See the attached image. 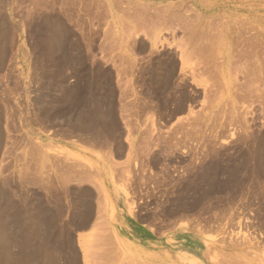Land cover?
<instances>
[{
    "label": "bare ground",
    "instance_id": "bare-ground-1",
    "mask_svg": "<svg viewBox=\"0 0 264 264\" xmlns=\"http://www.w3.org/2000/svg\"><path fill=\"white\" fill-rule=\"evenodd\" d=\"M7 2H8V7H7L8 11L6 12V14H4L2 11V9H4V8L6 9V7H4V8L2 7V9L0 7V264H90V263L93 264V262L95 263V261L89 260L90 256H92V255H88V254L86 255L85 254L82 262H80V260H79L80 256L77 258V256L75 254H72V252L70 254L68 252L69 248L68 249L64 248V245H66L67 239H68L66 236L67 234L65 233L66 235L62 236L61 240H60L59 235H58L59 238L57 237V234H59V233L61 234V232L59 231V233H58V230L55 228V225H56L55 222H56L59 214L53 212L55 210V208L53 211L50 210L52 207L49 209V207H48L49 203L47 201H50V199L51 200L53 199L54 201L59 202L63 197L66 198L67 200H69L68 197H70V195L73 193L70 191V189L68 187V185L70 186L71 182H76L77 184H75V185H79V186L81 183L83 185L85 183H86V185H88L87 183H89L90 186L94 185V186H92V188L94 189L95 184L94 183L90 184V183H92V181L91 182L85 181V183H83V182L86 178L84 175L87 173L91 174V176L87 174L86 176H88L89 179L86 178V180L87 179L93 180V182H95L94 179H95L96 173L95 174L93 173V175H92V173H89L90 168L85 167L86 165L83 166L84 163L81 164L80 161H77L76 159H70L66 154L65 155H63L62 153L59 154L58 150H60L62 147L59 148L57 146V144H54V143H52V145L47 143V141H48L47 135H45V134H47V122L52 125L51 127H54V129L52 128L53 130H50L53 132L56 129L55 127H59V128L60 127L61 128L62 127H68L69 128L68 130L64 128V129H60V131H58V132L56 131V133L59 135L60 139H63L60 136H68L69 135L71 138V136H73V135H76V134L81 135L82 134L81 138H82V140H84L83 136L85 134L93 132V135H95L98 139H99V137L102 138L103 136H105V138L108 141L111 140L112 143H113V141L118 142L115 140V139H118L115 136V134L117 133V132L115 133V131H117V129L120 127L121 124L119 125V121L116 120V117H115L117 115L115 113L116 109H114V97H113L114 95L113 96H109V95L119 93L118 91L121 88L119 89V87H117L118 91H117V93L115 92L116 89L115 90L113 89L114 84H112V78H113V76H115L114 79L117 81V78H119V75L121 73H123L122 71H124V72L126 71V73H128V71H130V76L133 79L134 70H136V67L134 68L131 66L132 70H130L129 69L130 67H128V66L133 65V64H134L133 66H136V61L137 62H138V60L141 61L140 58H142V57L140 56V54L144 53L145 50L149 49L148 55L146 56L147 61L149 60V62H150V60L151 61L155 60L156 58L154 59V57H156L158 53L160 54L159 51L160 50L163 51V48H164L163 46H159L160 44L163 43V41L161 39V34H162L163 30H167L170 28H171L170 29L171 31L174 30V27H171L173 20H175V23H178L180 26L179 28H180V31L182 33L181 38L182 37L184 39L186 38L185 40H187V41L184 40L186 45L189 43V47L186 49L183 48L184 41H183V43H181L182 45H180V43H179V45L183 48V50H181L180 52H176V54H175L177 56L178 61H179L178 63H180V68H181L180 72L183 73V76L186 74L185 68L189 69L191 67L193 69V71H195L196 70L195 66L198 64L197 67H200V69H202L201 66L203 65V62H204L205 65H207V68L209 67V69H207L205 67H203V68L207 69L208 72H207V70H204V69H202V70H204L203 72L200 70H198V72L199 71H200V73H204V72L206 73L207 72V75L209 73H211L210 76L212 78L213 77L215 78V76H217V78H216V81L218 80L217 82H215V79H213L214 81L209 80V79H211L210 76H209L208 80H209V82L211 81V83H210L211 86H213V84H216L219 82L218 84H220L222 88L220 86H218L217 84L215 86H217L216 87L217 89H218V87H220L219 89H221V91L223 92V90L225 89V87H223L225 83L227 85H229L230 87L233 84V82L231 84H228V80L226 78L230 75V70H229L230 66L236 65V67L234 66L235 67L234 69L237 72V69L239 67L240 68L242 67L241 66V63H242V65L248 71V72L246 71L247 73L245 72L246 75L243 72V74L248 77L247 78L244 76L245 79L247 78V80L245 81L244 84H247L250 86L252 84L254 85L255 81H258V86H256V87L258 88V94L259 95H257V93H253L254 92L253 90L256 87H255V85L254 86L252 85L251 87L254 89H252L249 86H247V87H249L250 89L246 87L248 91L252 89L251 90L252 92H248V91H246V88H244L245 92L243 91L244 92V96H243L240 93L242 90V89H240L241 86L240 85L237 86L239 83L236 84V80H235V85L237 86V88L239 87L237 90H239L240 96H243V98H245V99H242V97H241L240 99L244 100L243 101L244 103L245 102L249 103V100H250V104L252 103L251 107H253L257 102H259L261 100L262 102L260 101L259 102L260 104L257 103L258 104L257 107L259 106L258 108L264 109V105L262 106V104H261V103H264V93H263L264 92V27L262 28L261 26L260 27L250 26L249 23L246 24L245 23L246 21L245 22L243 21V24L239 28L233 27L232 24L228 22L223 27L219 26V28H215L213 26H209L208 29L206 30L205 27L202 28V26H200L201 25L200 23L202 21L201 18L194 17L193 15L185 17L184 15L178 14V13L170 15V14H167L164 10L160 11V8H157V7H159L158 4L157 5L156 4L148 5L145 3L146 4L145 5L143 3V0H136V2H133L132 0H104V2L98 0V2H96V4H101V2H103V4H101L102 6H101L100 11H103L102 9H104L105 12H107V14L105 13V16H107V18L109 17L108 19L110 22L109 25L105 24V25H107L106 27H110L109 28L110 30L109 29L102 30V28H101V30H102V33H101L98 30L99 27H98V29H96L97 31H95V27H94L95 25L93 24L94 21H92V23L90 24V25H92V28L91 27L88 28V29L91 28L90 30H88L87 28H86L87 29L86 30L83 27L86 30L85 31L81 27L82 23H83V22L81 23V21H82L81 17H83V16H80V10H79L80 1L79 0H59V1L58 0H8ZM88 2L90 3L91 1L88 0ZM93 2L95 3V1L92 0V2L90 4H92ZM147 6L153 7L152 8L154 11L153 14H151V15L149 14V12L147 11L148 10ZM154 7H156L155 10H154ZM99 9H100V7H99ZM100 11H98L100 14L104 13V11L103 12H100ZM100 14H97V16ZM91 17L92 16H90V18ZM103 17H104V14L102 15V18ZM96 18L98 19V17H95L93 19H96ZM192 18H193V20H191ZM93 19L91 18L90 20H93ZM97 19H96V21H97ZM164 19H166V20H164ZM102 20H104V18L101 19V22L103 23V26H105L104 21H102ZM148 20L150 22L149 25L147 23ZM98 21H97V23H98ZM126 21H128V22L132 21V22H134V24L136 23L138 28H136L135 26H132V28L130 29L131 26L128 27V25H130V24L125 25L127 23ZM195 21L198 23V26H197V24H195ZM88 23H89V21H88ZM105 23H107V22L105 21ZM234 24L236 25V23H234ZM98 25H100V24H96V27ZM247 25H248V27H246ZM100 26H102V25H100ZM160 27H162L161 30H158V28H160ZM210 27H211V29H210ZM150 28L153 29L152 35L151 34L148 35V33H147V31ZM164 28H166V29H164ZM172 28H173V30H172ZM199 28H201V29H199ZM176 29H177V27H176ZM83 31H85V32H83ZM199 31L201 33H199ZM178 33H175V35ZM178 35H180V33ZM141 36H143L144 38H141ZM25 37L27 38L26 40H25ZM97 37H98V41L96 42ZM176 37L178 38V36H176ZM145 38H147L146 40L148 42L149 47L145 46V43H146ZM27 41L29 42L30 50L27 48V45H26ZM191 43H193V46ZM95 44L97 45L96 50H95V46H96ZM110 44H111V46H109ZM112 44L114 45V49H113L114 51L113 52H116V48H118L117 51H121V52H116L118 54L120 53V55L115 53L116 57L118 55V58H119L118 61H120L121 59H122V61H123V59H124V61H125V59L130 60L131 59V58L129 59L130 56H127L128 53H131L133 55V58H132L133 64L132 63L127 64L126 66L128 68H125V70L122 67L123 70L121 71L122 61L117 62V64L119 63V65L117 66V64H115V62H114L115 60L113 59V57H115V56L112 57L111 56L112 54L109 53L112 51V50L110 51V49L113 48ZM106 45H108V47H109L108 49H106ZM103 46H105V47H103ZM110 47H112V48H110ZM108 50H109V52H106ZM104 53H105L106 58L104 56H102L103 59H102V57H101V59L98 58L99 54L103 55ZM106 53L109 54L108 56H111V58L106 56ZM113 55H114V53H113ZM138 56H140V57H138ZM163 57H165V55ZM234 57L236 60L234 59V61H233ZM157 58H160V57H157ZM195 58L198 59L197 62L199 61L196 65H194ZM146 59H144V60H146ZM101 60H103V61L101 62ZM144 60L142 59V61H144ZM162 60H161L162 63H160V60L154 61V63H155L154 69L150 70L149 69L150 64H149V68L146 67V69L141 70L143 72H141L139 70L141 73H145V74L149 75L150 79H149V81L146 80L147 82H145L144 85H146L149 88L148 91L150 90V92H152L153 94L158 95V96H156V97H158V99L155 97L157 100L161 99V98L159 99V95L164 96V94H165V96H166L167 94H169L172 97L173 94L180 91V90L178 91V89H179V87H181L180 86V83H181L180 78L181 77L177 78L176 81H174V78H176V75L178 73V67H177L178 63L173 62L174 60L173 61L172 60L171 61H169V60L165 61L164 59H162ZM147 61H145V62L148 63ZM189 61H193L194 62L193 65L188 66ZM126 63H127V61H126ZM139 63H142V62H139ZM143 63L141 65H143ZM178 66H179V64H178ZM114 67H118L120 69L115 68L117 70L116 71V70H114ZM142 68H143V66H142ZM127 69H129V70H127ZM242 70L243 69L241 68V71ZM241 71H238V72H241ZM187 73H188V71H187ZM205 73H204V75L203 74H200V75L206 76ZM96 74L98 76L101 75L102 77L109 75V78H107L108 82L107 83L104 82L105 83L104 85L109 88L105 91L109 90L110 92H108L109 95H107V94H105L104 96L97 95V96L102 97L101 98L102 101H100L97 99L99 97L96 98V94L94 92H91V90H90L89 92L92 94V96H90L91 99L88 98L89 99V102H88L87 100H85L83 98V96H84L83 90L84 89L81 88L82 83H83L82 80H84V78H88V79L90 78L91 81L94 83L91 84V82L90 83L86 82L87 83L86 86L90 85V87H92L94 89V91H96V89L98 87L100 88L102 86V83H101V86H99L100 82L98 83V81H97V80L101 81L102 77L100 79L96 80V78H95ZM145 74L143 77H145ZM124 75H121L122 77H120V78H123ZM127 75H129V73ZM244 77H243V79H244ZM120 78H119V80H120ZM131 78H130V80H132ZM142 79H144V78H142ZM130 80H129V82H130ZM139 81L140 80H138L137 84L139 83ZM212 81L215 83H212ZM88 82H89V80H88ZM121 82L124 84V81L122 79H121ZM132 82H131V84H132ZM143 82H144V80H143ZM182 82H183V80H182ZM242 82H244V81H242ZM113 83H116V82L113 81ZM118 83L119 82H117V86L121 87V85ZM244 84H241V85L244 86ZM181 85H182V83H181ZM215 86H214V88H215ZM122 87H124V86H122ZM227 88H229V87H227ZM212 89L213 88H211L210 90H212ZM217 89H215L214 94L218 91ZM131 90H133V89H131ZM86 91H87V89H86ZM121 91H120L121 92L120 95H123L124 94L123 89ZM146 91H147V88H146ZM221 91H218L219 94H221L220 93ZM246 92H247V94L253 93L254 96H256L255 97L256 103L254 105H253V101L251 102V97L253 100L254 96L251 95V97L249 98L250 94H248V96H247ZM255 92H257V91H255ZM56 93H58L61 96H58ZM90 93H89V95H90ZM132 93H134V92H132ZM206 93L208 94L209 92H205L203 94L206 95ZM260 93H263V94H260ZM134 94L137 96L138 93L136 94V92H135ZM134 94H132V96ZM214 94L212 93V94H209L208 96L206 95V97L204 96L206 98V101H211L210 95H214ZM219 94H216V96L214 95L215 96L214 99H216V97H219ZM223 94L220 95V97L218 98V101H220V103H221V100H219V99L221 98V96L223 98V96H224ZM126 95L127 94L125 93L123 96V100L125 99L127 101V99L125 98ZM147 95H145L146 98H147ZM149 95H150V93H149ZM151 95H150V97H151ZM116 97H118V96H116ZM167 97L168 96H166V98ZM213 97H212V100H214ZM85 98H86V96H85ZM152 98L153 97H151L150 99H152ZM155 98H153V100ZM207 98H208V100H207ZM258 98H259V101L257 100ZM119 99L121 100V102H120V104L117 103L118 109H120L119 105H122L121 109H123L124 108L123 104H125V103L122 102V98H119ZM119 99H118V102H119ZM246 99H249V100L247 101ZM157 100L154 102L152 100H148V101H151L153 103L157 102L158 104L161 103V101H162L161 100L158 102ZM145 101L147 102V100H145ZM186 101H187V99H186ZM216 101H213V102L215 103ZM218 101L216 104L219 103ZM224 101L227 102V99ZM213 102H211V103L209 102V103L212 104ZM121 103H123V104H121ZM148 103H150V102H148ZM157 103H156V106H158ZM162 103H164V102L162 101ZM167 103L168 102L166 101V104ZM192 103H194V101ZM204 103H207V102H204ZM86 104H89L90 107H87L88 109L86 111L83 110V112L80 114L81 119L79 121H81V124H78V121H77L78 120V114H77L78 112H77V110ZM222 104H224L223 99H222ZM250 104H248V105H250ZM133 105H135V104H133ZM190 105H191V103H190ZM190 105H189V103L186 105V102L182 101L180 98H177V97L174 98V96H173L172 99L170 100V103L165 106L166 109L170 108V110L168 109L169 113H165L164 109L161 111H160V109H158L160 112L163 111L162 115L160 114L161 115L160 118L162 120L163 116L168 117L169 118V125H170V123L172 122V118H173V120L174 119L177 120L178 116H180L181 114L187 113V111L189 112V114H191V112H193V111H194V113H196L195 112L196 110H194L193 108L191 109L192 105L191 106ZM203 105L204 104H202V106H201L200 112L206 110V108L204 109V107H208V109L213 108L212 105H211V107H210V105L209 106H206V104H205V106H203ZM207 105H208V103H207ZM215 105H214V107H215ZM260 105L262 107H260ZM102 106H104L105 110L103 109ZM126 106L127 105L125 104V107ZM135 106H137V104ZM162 106H164V105H162ZM216 106H218V105H216ZM127 107H129V106H127ZM132 107L134 108V106H132ZM116 108H117V106H116ZM159 108H161V107H159ZM202 108H203V110H202ZM118 109H117V111H118ZM213 109H210L209 111H212ZM263 109H260V110H263ZM220 110H222V109H220ZM238 110H240V108H238ZM222 111L224 113V109ZM233 111L234 110H232L230 112V114H232ZM235 111H237V110H235ZM80 112H81V110H80ZM200 112L198 110V113H196V114H199V115H196L195 118L197 116L199 117L200 115L204 114V112L203 113L201 112L202 114ZM205 112L212 115L213 111L211 113L207 112V111H205ZM206 113H205V115H206ZM213 113H215V112H213ZM217 113L221 114L222 112L220 113V111H219ZM223 113L221 115H223ZM228 113L229 112H227V114ZM219 114H218V116H220ZM234 114H235L236 118L234 120L232 118L233 121L230 119L231 122L228 119L226 121L227 125L229 126V128L233 127V125H234L235 128L237 127L236 129L243 130L244 131V140L243 141L246 144V147H249L247 150H243V151H242V148H240L239 152L241 153V155L244 156V153H245L251 159H255L257 161V163H258L257 165L259 166V168L254 170V172H255L254 175L259 180L260 179L264 180V133L262 132V129L264 128V125H263L264 123L258 124L257 122L255 123V119L254 120L249 119V117H248V115L250 114L249 110L246 111V110L242 109L241 112L237 111V112H234L233 115ZM191 115H189V119L187 117L186 118L188 120H190ZM120 116L123 117L122 114ZM125 116L126 115H124L123 118H121V117L120 118L125 120L126 119ZM193 116L194 115H192V117ZM192 117H191V120L195 119V118L192 119ZM225 118L222 119L223 121L221 120V118H219V120H218V118H216V121H214V124L211 123L210 121H208V123L207 122L203 123V121H200V122H202L201 124H200V122H195L196 120L199 121L200 118H198L199 120L196 118L195 121L194 120L193 121H191V120L187 121L186 120V123L183 121L185 123V124L184 123L182 124L183 126L182 125L180 126V123H179L178 126L176 127L177 129H175V130H174L175 125L173 126L174 128L169 127V125H167V127L171 128L170 130L168 128L169 131H167L166 128H162L161 124L160 125L157 124V127L159 125L158 128H155L156 125H154V126L148 127V128H150V129H148L145 127L146 125L145 126L143 125L144 129L143 128L140 129V127H138V128L133 127L131 125L129 119H126L125 121L121 120V121H123L122 125L125 126L124 129H126V131H127V136L125 139L126 145L124 143V147H126V150H127L128 154H130V155H132V154L135 155V153H136V155L140 154V155L144 156V155H146L145 152L151 151L152 148L157 147L155 149L159 150V148H161V145H163V144H165L166 147H170L169 150L170 149L172 150L171 146H173L172 144H174L173 143L174 141L175 142L176 141L177 142L182 141V138H179L178 134L179 135L181 134L180 137L183 135V138L186 137V139L188 137H190L191 135H195V137L200 136V137L196 138L197 142H202V145H206L207 147H209L211 149L210 150L211 153L217 154L218 140H220L221 135L223 133L227 132V130H228V126L226 125V122L224 121ZM201 119H203V117ZM163 122L167 123V121L165 122L164 120H163ZM164 127H166V126H164ZM100 128H102V129H100ZM99 129L101 131H99ZM165 129H166V131H165ZM66 130L68 133H66ZM89 135H91V134H89ZM74 137L76 138V136H74ZM96 137H94V138L96 139ZM59 138H57V139H59ZM78 138H80V137H78ZM86 138H87V135H86ZM66 139L68 140V138H66ZM87 139H85V140H87ZM98 141H101V140H98ZM108 141H106V142H108ZM111 141H109V142H111ZM90 142H91V144H93V140H90ZM253 142H255V143H253ZM96 143L97 142H95V144ZM54 145L57 147H54ZM165 145H163V146L165 147ZM117 146H119L118 149H121L123 147V143H119ZM210 146H212V147H210ZM55 148L56 149L59 148L57 150L58 153H57V151H55ZM107 149H109V148H107ZM162 150H164V149H162ZM103 151H104V149H103ZM18 152H19V154H18ZM50 152H55V155H57V157H58V155L61 157L63 156V159L62 158L58 159L56 157L57 158V160H56L55 155H54V157H53V155L51 156L52 153H50ZM119 153H121V151ZM148 153L151 154L150 152H148ZM153 153H154V150H153ZM155 153H156V151H155ZM74 155L77 157V153ZM79 156H81V155H79ZM127 156H129V155H127ZM9 157L10 158L14 157L15 159H13V160L16 163L9 165V161H8ZM50 157H51V159H50ZM112 158L113 157H111L110 159L113 160ZM121 158H122V156H121ZM145 159H146V157H145ZM251 159L247 158L248 161H251ZM48 160H50V161L55 160L56 161V163L53 162L54 164L52 163L53 166H51V171H53V173H54V178L52 176H51L52 178L49 177V179H48L49 182L47 180V177L49 176V174L47 176V173H46ZM111 160H110V162H111ZM113 163H118V161L116 160V162H115V160H114ZM12 167L16 168V170H17V172L15 173V176L12 178L13 180H11L10 178H7L5 176V171L7 169L8 170L13 169ZM84 167L86 168V171H85ZM83 169L86 173L83 171ZM87 169H89L88 172H87ZM94 171L96 172L98 170H94ZM83 173H84V175H83ZM97 174H98L97 175L98 177H96V179L98 178L99 180H97V181H100L99 171L97 172ZM207 176H208V174H207ZM83 177H85V178H83ZM91 177H93V178L91 179ZM230 177H229L228 181H230V183H231V180L233 181L236 178V175L233 173V170L230 172ZM209 178H210V175H209ZM209 180L212 181V177ZM54 182H56V183H54ZM69 182H70V184H69ZM78 183H80V184H78ZM209 183H210V181H209ZM227 183H228L227 185H229V182H227ZM16 184H17V187L15 189H13V185H16ZM224 184L226 186L225 182L221 185L224 186ZM34 185H41L44 189L45 188L46 189L44 190V192H40L38 190L35 191V192H37L35 194V197L29 196V195H25L23 197L21 195V192L25 187L34 186ZM55 185L62 189L59 191L58 194H56V192H58V190H56L57 187ZM231 186H233V185L231 184ZM219 187H220V185H219ZM92 188H88V189L92 190ZM224 188L226 189V187H224ZM224 188H223V190H224ZM47 189H48V191L50 190L51 193H49L50 191L48 192ZM102 189H103V191L105 193V197H106L105 202H107V205L109 206V208L110 207L112 208L111 201H110L109 196L107 195V192L104 190L103 187H102ZM212 189H213V186H211V190ZM228 189H233V188L228 187L226 190H228ZM71 190H73V189H71ZM95 190L97 192L99 190V186L95 187ZM100 190L96 194H94V193L93 194L94 195L98 194V197H99V193H100V195H102V197H103L104 193L101 194L102 190L101 191ZM217 190H219V189H217ZM73 191L75 192L73 194L76 195V197L78 198L77 200H79V197L82 194L79 196V190L77 191V188H76V190H73ZM87 191H85V192H87ZM47 192L49 193L48 196H47ZM80 192L83 193V191H80ZM89 192H91V191H89ZM229 192H230V190H229ZM180 193H181V191H180ZM85 195H87V194H85ZM208 196H209V193H208ZM48 197H49V200L47 199ZM81 198H83V197H81ZM89 198L91 199L90 196H89ZM95 198H97V196H95ZM99 198H97V199H99L98 201L104 200L103 198H101V196ZM72 199H74L73 195H72ZM204 199H205V197H204ZM77 200H75V201L73 200L74 203L77 202ZM176 200H178V199H176ZM60 202H63V201H60ZM69 202H70V200H69ZM95 202H97V201H95ZM183 202L182 201H181V203L177 202L178 204L176 205V207L177 206L178 207L176 208L177 210H174L175 212L178 213L181 210H183V208L185 209L186 206L185 207H183V206L186 202H184V204H182ZM74 203H72V205ZM97 203L102 204L103 201L102 202L100 201ZM101 204H96L97 209H101V207L98 206ZM200 204H202V203H200ZM200 204H198L197 208L199 207ZM57 205H59V204H57ZM79 205L80 204H78V206ZM84 205L89 206V205H86L85 203H84ZM94 206H95V204H94ZM70 207H71V205H70ZM82 207H83V205H82ZM188 207H189V205H188ZM191 207H189L190 210H191ZM193 208H195V206ZM60 209H59V211H60ZM90 209H91V207H90ZM81 210H82V208H81ZM101 210H103V208ZM190 210H188V211H190ZM85 211H87V210L85 209ZM99 211L97 210V213ZM165 211H167V209H165ZM61 212L62 211H60V213ZM170 212H172V209ZM173 212L171 214H173ZM99 213H102V212L100 211ZM177 213H176V215H177ZM160 214H161V212H160ZM83 215H84V213H83ZM83 215H82V217H83ZM86 215H88V214H86ZM95 215L96 214H94L93 217ZM103 215H104V212L101 215L98 214L97 217L94 218V219L98 218L97 220H99V222H101L100 218L101 217L103 218L102 223H99V222L97 223V221H96L97 224H94V226L95 225L97 226L98 224H100L98 227L100 230H103V228H104L103 226H105V225L101 226V224H103L104 222L108 224V222H109V221L106 222L105 217ZM153 215H157V214H152V216ZM157 216H160V215L158 214ZM154 217L156 218V216H154ZM144 218H142V219H144ZM60 219H58V220H60ZM71 219L69 221H71ZM140 219L138 218L139 221H142ZM145 220H147V219H145ZM86 222H87L86 220L81 219L80 226L78 225L79 223L77 225L79 227H81V225H84V227H82V228H85ZM168 223H170V221H168ZM175 224H177V225L176 226L173 225V226L176 228L170 226L172 228L171 230H173V231H171L170 229H166V228L163 229L164 231L167 230L166 233H164L162 231L165 235L162 232H158V233H161L162 236H164L163 242L169 243L170 240L175 238V234H177L176 238H179V236H180V240L187 238L188 235H191L189 232L187 233V231L185 229L182 230L183 228L180 230L178 229L177 233H172V232H176L178 227H181V226L185 227L186 226L180 222L178 224V221ZM110 225H111V223H110ZM59 226H61V225L59 224ZM91 226L93 227V224ZM64 228L67 229L66 227H64ZM98 228H97L96 232L99 231ZM113 228H114V226H113ZM59 229H61V228L59 227ZM65 229L63 231H65ZM107 229H109V228H107ZM151 229H153V228H151ZM200 232H198V233H200ZM100 233L101 232H99V234ZM101 234L104 235V233H101ZM106 235L103 236V237H106V239L105 238L100 239V237H98V239H96V236L94 238L91 237L92 239L90 238L91 241L93 239H95L93 241L94 244L96 242L98 245L101 244L99 246L98 245L96 246V244H95L96 247L101 246L99 249H101L102 245H103V250L102 251L99 250L100 252H98V254L96 253L97 255H94V257L99 256V258L101 257L100 258L101 260L103 258V260H105L104 261L105 264H107V262H110L109 264H117V262L119 260H121V259L116 260L114 258V257L118 258L121 255V252L118 250V248H120V249L124 250V252L128 253L129 247H127V245H125L124 243L121 242L122 238L117 239V237L113 234L111 227H110V234L107 232ZM81 240H82V237H81ZM117 240H120V241H117ZM188 241H190L189 243H191V245L194 244L196 247L201 246V244H203V241L201 239H199V237H194V238L190 237V239L188 238ZM199 243H201V244H199ZM95 246H94V248H95ZM154 246L161 247L160 243H158V242H155ZM72 247L74 248L73 242H72ZM90 247H91V244H90ZM93 252L94 251H92L91 254H93ZM99 253H100V255H99ZM76 254L78 255L77 251H76ZM111 257H113L114 260ZM124 258H127V257H124ZM229 258H230V262L228 263L225 260L224 261L225 264H257L256 260L254 262L250 261V260L244 261V259H241V258L235 257V256H230ZM61 260H62V262H61ZM97 260H98V258H97ZM99 261L100 260H98V262ZM100 262H99V264H100ZM121 262H122V260H121ZM96 264H97V262H96Z\"/></svg>",
    "mask_w": 264,
    "mask_h": 264
},
{
    "label": "rangeland",
    "instance_id": "rangeland-1",
    "mask_svg": "<svg viewBox=\"0 0 264 264\" xmlns=\"http://www.w3.org/2000/svg\"><path fill=\"white\" fill-rule=\"evenodd\" d=\"M7 1L8 0H6V1L0 0L1 9H2V7L3 8L6 7V9L5 8L2 9L4 14H6V12L8 11V8H7L8 2ZM79 1H80V6H79L80 16H83V17H81V20H82L81 23L83 22L82 26H81L82 28L83 27L85 29L86 28L88 29L89 27L92 28V25H90L92 23V21H94L93 24L95 25L94 26L95 31H97L96 29H98V27H99L98 30L101 33H102V30L110 28V27H106L107 25L110 24L109 19H108L109 17L107 18V16H105V13L107 14V12H105L104 9H102L104 11V13L100 14L98 12L101 10V6H102L101 4H103L104 0H100V1H103V2H101V4H96V2H98V0H94L95 3L93 2L92 4H90L92 2V0H89V1H91L90 3L88 2V0H79ZM132 1L136 2V0L135 1L132 0ZM143 3L144 4L146 3L148 5H150V4H152V5L156 4L157 5L158 4L159 7H157V8H160V11L164 10L167 14H170V15L178 13V14L184 15L185 17L192 16V15L194 17H199L202 20L200 23L201 24L200 26H202V28L205 27L206 30L208 29L209 26H213L215 28H219V26L223 27L228 22L231 23L233 27L239 28L243 24V21L244 22L246 21L245 22L246 24L249 23L250 26H258V27L261 26L262 28L264 27V0H143ZM98 6L100 7V9ZM147 7H148L147 11L149 12V14L150 15L153 14L154 13V11L152 9L153 7H150V6H147ZM155 9H156V7H154V10ZM103 11H100V12H103ZM97 14H100V15L97 16ZM103 14H104V17H103L104 20H102V21H104V25L107 24L105 26H103V23L101 22V19H103L102 18ZM90 16H92L91 17L92 19L95 17H98V19L96 18L97 21L99 20L98 23H97L96 19L90 20L91 19ZM164 20H166V19H164ZM191 20H193V18ZM88 21H89V23H88ZM105 21L107 23H105ZM126 22H125L126 23L125 25L130 24V25H128V27L131 26L130 29L132 28V26H135L136 28H138L136 23L134 24V22H132V21H129V22L126 21ZM172 22L173 23L171 24L172 25L171 27H174V30H173V28H172L173 31L170 30L171 28L167 29V30H163V32L161 34V39H162L163 43L160 44L159 46H163L164 48H163V51L162 50L159 51L160 54L158 53L157 56L154 57V59L156 58L155 60H160V63H162L161 62L162 59H164L165 61H167V60L173 61L174 60L173 62L178 63L179 61L177 59V56L175 55L176 52H180L181 50H183V48L186 49L189 47V43L187 45L185 43V41H187V40H185L186 38L185 39L183 37L181 38L182 33L180 31L179 24L175 23V20H173ZM147 23L149 25V23H150L149 20ZM234 23H236V25ZM96 24H100L102 26L98 25L96 27ZM195 24H197V26H198V23L196 21H195ZM162 27L158 28V30H161ZM176 27H177V29H176ZM246 27H248V25ZM101 28H102V30H101ZM166 28H164V29H166ZM90 29H88V30H90ZM199 29H201V28H199ZM210 29H211V27H210ZM85 31H83V32H85ZM178 32L180 33V35H178L179 34ZM147 33H148V35H150V34L152 35L153 29L150 28L147 31ZM175 33H178V34L175 35ZM199 33H201V32L199 31ZM176 36H178V38ZM141 38H144V37L141 36ZM26 39L27 38L25 37V40ZM146 39L147 38H145V42H146L145 46L149 47ZM97 41H98V37H97L96 42ZM183 41H184V43H183ZM179 43H180V45H182L181 43L184 44L183 48L179 45ZM191 44L193 46V43H191ZM26 45H27V48L30 50V46H29L28 41H27ZM109 46H111V44ZM112 46H113V48L110 47V48H112V49H110V51L111 50L112 51L109 52V50H108L106 52L111 53L112 55L111 54L110 55L112 57L113 56L116 57V54H118L116 52H121V51H117L118 48H116V52H113L114 51L113 50L114 45L112 44ZM103 47H105V46H103ZM108 48H109L108 45H106V49H108ZM96 49H97V45L95 46V50ZM148 51H149V49L145 50L144 53L140 54V56L142 58H140L141 61L140 60H138V62L136 61V66H133L134 65L132 63L133 62V59H132L133 55L131 53H128V55H127V56H130L129 57V59L131 58L130 60L125 59V61H124V59H123V61H122V59H121L120 61H118V59H119L118 55H120V53L117 55V57H116L117 59L115 57H113V59L115 60V61L113 60L115 62V64H117V62L122 61V64L120 63L122 65V66L120 65L121 71L123 70V68L125 70V68L130 67L129 69L132 70V67H134V68L136 67V70H134L133 79L130 76V71H128L129 75H127L128 73H126V71L125 72L122 71L124 74L125 73L126 74L124 75L123 73H121L119 75V78L122 77L121 75H124V76H123V78H120V80H119V78H117V81L114 79L115 76H113L112 84L115 85V86L113 85V89L114 90L116 89L115 92L117 93V91H118L117 87H119V89L121 88L118 91L119 93H117V94L109 95L108 92H110V91L109 90L105 91V90L109 89L108 87H106L104 85L105 83L108 82L107 78H109V75L105 76V77L104 76L102 77L101 75L98 76L97 74L95 75L96 80L100 79L102 77L101 81L97 80L98 83L100 82L99 86H101V83H102V86L100 88L98 87L96 89V91H94V89L92 87H90V85L86 86L87 83H90V82H91V84L94 83L91 81L90 78L89 79L84 78V80H82L83 83H82L81 88L84 89L83 90L84 91L83 98L85 100H87L88 102H89V99H91L90 96H92V94L89 92L90 90H91V92H94L96 94V98L97 97L100 98V99L97 98L100 101H102L101 96H104L105 94H107L109 96L114 95L113 96L114 97V109H116L115 113L117 115L115 117H116V120L119 121V125L121 124L120 127L117 129V131H115V133L116 132L118 133V134L117 133L115 134V136L118 138L115 140L118 142L113 141V143H112L111 140H109V141H111V142H109L105 138V136H103L104 138L99 137V139H98L95 135H93V132L85 134L83 136L84 140H82V138H81L82 134L81 135L80 134L73 135V136H71V138L69 135L68 136H60L61 138H63V139H60L59 135L56 133V131L58 132V131H60V129H64V128L68 130L69 128L68 127H62V128L61 127L60 128L55 127L56 129L53 132L50 130H53L54 127H51L52 125L47 122V134H45V135H47V140H48L47 143H49L50 145H52V143H54V144H57V146L59 148L62 147L60 150H58L59 148L58 149L55 148V151L58 150L59 154L60 153H62L63 155L66 154L70 159H76L77 161H80L81 164L84 163L83 166L86 165L85 167H89L90 168L89 173H92V175H93V173L94 174L96 173L95 179H94L95 182H93V180H88L89 178H88V176H86L88 173L85 175L83 173V175L86 178H88L86 180V178L83 177V178H85L83 183H85V181H89V182L92 181V183H90V184L94 183L95 187L99 186V190L100 189L102 190V191L100 190L101 194L104 193V191L102 189V187H103L104 190L107 192V195L109 196L110 201H111V205H112V208L111 207L109 208V206L107 205V202H105V198H106L105 193L103 194V197L99 193V197L101 196V198H103L104 200H100L101 202L103 201L102 204L97 203V202H100V201H98L100 198L98 197V194L97 195H94V194H96L99 190L96 192L95 187H94V189L92 188V186H94V185L90 186L89 183H87L88 185H86V183L84 185L81 183L82 184L81 185L80 183H78V184H80V186H79V185H75V184H77L76 182L70 181L71 184L69 182L70 186L68 185L70 191L75 193L73 190H76V188H77V191L79 190V196L82 194L80 197L78 196L79 200L81 199L82 201L77 200L78 198L73 193L70 195L71 198L68 197L70 202H69V200H67L63 196H62L63 198L60 200L63 202L59 201L60 203L57 201H54L53 199L52 200L50 199L51 202L47 201L49 203L48 204L49 209L52 207L50 210L53 211L55 208V210L53 212L59 214V216L55 222V224H56L55 228L58 230V233L60 231L61 234L62 233L63 234L61 235L59 233V234H57V237L59 235L60 240H61V237L67 234L66 236L68 239H67L66 245H64V248H67V249L69 248L68 252L70 254L72 252V254H75L77 256V258L80 256L79 257L80 262H82L85 254L86 255L87 254L92 255V256H90L91 259L89 258V260L95 261V263L93 262V264H96V262H97V264H99L100 261H101L100 264H105L104 263L105 260H103V258L101 260L100 259L101 257L99 258V256L94 257V255H97L98 252L103 250V245H102V248L99 249L101 246L96 247L98 245L97 242L95 243L96 244V246H95V244L93 243V241L95 239H93L91 241L90 238L91 237L94 238L96 236V239H98V237H100V239L101 238L106 239V237H103V236L106 235L107 232L110 234V227L113 231V234L117 237V239L122 238L123 240L121 239V242L124 243L125 245H127V247H129L128 253H126V252H124V250L118 248V250L121 252L120 257H118V258H116L114 256L113 257L116 260L121 259L122 262H121V260H119L117 262V264H125V263L128 264L129 262H130L129 264H225L224 263L225 260L228 263L230 262V258H229L230 256L239 257L241 259H244V261L250 260V261L254 262L256 260L257 264H264V180H261V179L259 180L254 175V173H255L254 170L259 168V166L257 165L258 164L257 161L255 159H251L247 154L244 153V156H243L239 152L240 148H242V151L247 150L249 148V147H246V144L243 141L244 140V131L241 129H236L237 127L235 128L234 125H233V127L229 128V126L227 125V122H226L228 119L230 122H231L232 118L234 120L236 117H235V114L233 115V113L237 112V111L241 112L243 109L246 111L249 110V113H250L248 115L249 119H253V120L255 119V123L257 122L258 124L264 123V109L258 108L259 106L257 107V105L260 104L259 102L261 100L259 101V98H258L257 100L259 102H257L258 103L257 104L255 101L256 96H254V94H253V93H257V95H259L258 94V88L256 87V86H258V81L254 82L255 83L254 85L256 87L255 89L251 87L253 84L250 86L247 84H244L248 78L247 76H245L246 73L248 72L246 70V68L241 63V66H242L241 68L243 70L241 71V68L238 66L239 68L237 69V72H236L234 69L236 67V65H234L235 67L231 65L230 69H229L230 75L226 78L228 80V84H231L232 82H233V84L230 87L229 85H227L225 83L223 86V87H225V89L224 90L222 89L223 90V92H222L221 89H219L221 87V85L218 84L219 82L216 83L218 86H220V87H218V89L216 88L217 86H215L216 84H213V86H211V84H210L211 81L209 82V80L215 79V82H217L218 81V80L216 81L217 76H215V78L214 77L212 78L210 76L211 73H209L207 75V72H208L207 69H209V67L207 68V65H205L204 62H203V65L201 66V68L202 69H204L203 67L207 68V69H204V70H207L206 73L204 72L206 74V76H203L204 73H200V71L203 72L204 70L200 69V67H197V65H198L197 63L199 61L197 62L198 59H196V58L194 60L195 63L193 61H189V64H188V66L193 65V63H194V65L197 64L195 66L196 70L193 71V69L191 67L189 69L185 68V73H186L185 75L186 76L185 75L183 76V73L180 72L181 71L180 63H178L179 64V66L177 64L178 73L176 75V78H174V81H176L177 78L181 77L180 79H181L182 85L180 83L181 87H179V89H178V91L179 90L180 91L173 94L174 98L175 97L180 98L182 101L186 102V105L188 103L190 105V103H191V105H192V106L190 105L191 109L193 108L194 110H196L195 111L196 113H198V110L200 112L202 104H204L203 106H205V104H206V106L210 105V107L212 105V107L215 110L213 108L208 109V107H204V109L206 108L205 111H207V112L211 113L213 111L215 113L212 112V115H210L209 113H206L205 111H201L202 113L204 112V114H202L200 112L202 115H200L199 117L198 116L196 117L197 119L200 118V120L198 119L199 121H197L195 116L199 115V114L194 113V111L192 110L193 112H191V114L194 115L192 117V115L189 114V112L187 111V113L184 112L185 114H181L180 116H178L177 120L176 119L173 120V118H172V122L169 125V118L168 117L163 116V118L161 120L160 116L162 115L163 111L162 112H160V111L164 109L165 113H169L168 109L170 110V108L166 109L165 106L170 103V100L172 99L173 96L171 97L169 94H167L166 96H168V97L166 98L165 94H164V96L159 95V99L160 98L161 99L157 100L158 97H156V96H158V95L153 94L152 92H150V90L148 91L149 88L146 85H144L145 82L149 81L150 77L148 74L141 73V72H143L141 70L146 69V67L149 68V64H150L149 69L150 70L154 69V64H155L154 63L155 60H152L153 62L151 60H150V62H149V60L147 61L146 56L148 55ZM113 53H114V55H113ZM108 55L109 54L106 53V56H108ZM164 55H165V57L166 56L167 57L166 58L163 57ZM102 56L105 57V53L103 55L99 54L98 58L101 59ZM111 56H108V57L111 58ZM140 56H138V57H140ZM157 57H160V58H157ZM102 59H103V57H102ZM142 59L143 60L146 59V60L142 61ZM234 59H235V57L233 58V61H234ZM102 61L103 60H101V62ZM126 61H127V63H126ZM145 61H147L148 63H146ZM139 62H142V63L144 62L145 64L143 63V65H141L142 63H139ZM131 63L133 65H129L128 67L126 66L127 64H131ZM118 65H119V63L117 64V66ZM142 66H143V68H142ZM115 68H118V67H114V70H116ZM118 69H120V68H118ZM129 69H127V70H129ZM198 70H200V71L198 72ZM187 71H188V73H187ZM238 71H241V72H238ZM243 72L245 75L243 74ZM144 74H145V77H143ZM200 74H203V75H200ZM209 76L211 77V79L208 80ZM244 76L247 78L245 79ZM129 77L132 80H130ZM243 77H244V79H243ZM142 78H144V79H142ZM121 79L124 81V84L121 82ZM88 80H89V82H88ZM129 80H130V82H129ZM138 80H140V81L137 84ZM143 80H144V82H143ZM182 80H183V82H182ZM235 80H236V84L239 83L237 86H239V85L241 86L240 89H242V90L240 93L243 96H244V92H245L244 88H246L247 86L254 89L253 93H248V94H250L249 98L251 97V95L254 96L253 100L251 97V102L253 101V105L256 103L253 107H251L252 103L250 104L249 99H246L247 101L249 100V103L243 102L244 100H242V99H245V98H243V96H240L239 90H237L239 87L237 88V86L235 85ZM113 81L116 83H113ZM213 81H212V83H215ZM242 81H244V82H242ZM117 82H119L118 84H120L121 87L117 86ZM131 82H132V84H131ZM240 83L244 84V86H242ZM122 86H124V87H122ZM214 86H215V88H214ZM227 87H229V88H227ZM249 87H247V88H249ZM146 88H147V91H146ZM211 88H213L214 90L213 89L210 90ZM247 88H246V91H248ZM86 89L88 92L86 91ZM122 89L124 91L123 93L127 94L125 98L127 99L128 102L125 99H124L125 101L123 100V96H124L123 93H122L123 95H120V93L122 92L121 91ZM131 89H133V90H131ZM215 89H217L218 91H221L220 92L221 94H219V92L217 90H216L217 92L214 94ZM251 90H249L248 92H252ZM255 91H257V92H255ZM132 92H134V93L136 92V94L138 93L137 94L138 97ZM148 92L150 93V95L152 94L151 97H153V98L156 97L157 99L156 98L155 99L158 102L162 100L164 103H162V101L159 104L156 102L158 105V106H156V103H153L156 100L155 99L153 100V98L150 99L151 97H150ZM202 92L203 93L209 92L208 94L206 93L207 96L209 94H212V93L215 96H216V94H219V97H220V95H222L224 93L223 95L225 97L223 96V98H222V96H221L224 104H222L221 98L219 99V100H221V103H220V101H218L219 97H216V99H214L215 98L214 95H210L211 98L210 97L209 98L211 99V101H206V98H205L206 95L203 94ZM58 93H56V94L58 96H61ZM89 93H90V95H89ZM263 93H260V94H263ZM132 94H134L133 96L135 98L132 96ZM246 94H247V92H246ZM248 94H247V96H248ZM97 95H101V96H97ZM145 95H147L148 99L146 98ZM85 96H86V98H85ZM116 96H118V97H116ZM212 97L214 100H212ZM241 97H242V99H240ZM119 98H122V102L125 103L129 107L126 106L127 107L126 108L125 104L121 103L124 105L123 106L124 108L122 107L123 109H121L122 105H119L120 109H118L117 103L120 104V102H121V100ZM118 99H119V102H118ZM144 99L147 100V102ZM186 99H187V101H186ZM226 99H227V102L224 101ZM148 100H152L153 102L148 101ZM165 100L168 102L167 104H166ZM207 100H208V98H207ZM216 100L219 102L218 104H216L217 103ZM191 101L192 102L194 101V103H192ZM213 101H216V102L214 103ZM148 102H150V103H148ZM204 102H207L208 105H207V103H204ZM209 102L210 103L213 102L214 104L213 103L210 104ZM133 104H135V105L137 104V106H135ZM215 104L218 106H216ZM248 104H250V105H248ZM261 104H262V106L264 105V103H261ZM115 105L117 106V108ZM162 105H164V106H162ZM214 105H215V107H214ZM132 106H134V108ZM262 106L260 105V107H262ZM87 107H90V105L86 104V105L80 107L78 109L79 111L77 110L78 113L77 112L76 113L78 114V120H77L78 124H81V121H79L81 119L80 114L83 112V110L86 111L88 109ZM102 107L105 110L104 106H102ZM159 107H161V108H159ZM237 107L240 108V110H238ZM117 109H118V111L120 110L121 112L120 111L118 112ZM158 109H160V111ZM210 109H213V110L209 111ZM220 109H222V110L224 109V113ZM260 109H263V110H260ZM80 110H81V112H80ZM202 110H203V108H202ZM232 110H234V111L232 112V114H230V112ZM235 110H237V111H235ZM219 111H220V113L222 112L223 115H221L222 113L221 114L217 113ZM226 111L229 113L227 114ZM120 113L122 114L123 117H124V115H126L125 116L126 119H129V121L133 127H135V128L140 127V129L141 128L144 129L145 125H146L145 126L146 128L154 126V125H156L155 128H158L159 125L161 124L162 128H166L167 131H169L171 129L169 127H173L175 125L174 126L175 128L173 127L175 130V129H177L176 127L178 126L179 123L181 126L184 122L186 123V120L190 121L191 117H192V119L195 118V119H193L194 121L196 120L195 122L203 121V123L204 122L208 123V121H210L213 124H214V121H216V118H218V120H219V118H221V120H222L226 117L224 121L226 122V125L228 126V130H227V132L223 133L221 135L220 140H218L217 154L211 153L210 152L211 149L209 147H207L206 145H202V142H197L196 138H198L200 136L195 137V135H191L190 137H188L186 139V137L183 138V135L180 137L181 134L180 135L178 134V137L182 138V141L181 142L179 140H178L179 142L174 141L173 142L174 144H172L173 146L170 145L172 147V150L171 149L169 150L170 147H166V145L163 144V145H165V147L163 145H161V148H159V150L155 149V148H157V147H155V148H152L151 151H148L151 154H149L148 152H145V154L147 156L146 155L143 156L140 154L136 155V153H135V155L134 154L130 155V154H128V152L126 150V147H124V143L126 142L125 139L127 136V131H126V129H124L125 126L122 124H123V121H125L126 119L125 120L121 119L123 117L120 116L121 115ZM205 113H206V115H205ZM188 114L191 115L190 120H188L189 119ZM218 114L220 116H218ZM202 117H203V119H201ZM121 120H123V121H121ZM163 120L165 122L167 121V123H164ZM193 120H191V121H193ZM201 123L202 122H200V124ZM157 124H159L158 127H157ZM141 125L142 126L144 125V126L142 127ZM163 125L166 127H164ZM167 125H169V127H167ZM168 128H169V130H168ZM100 129H102V128H100ZM100 129H99V131H101ZM148 129H150V128H148ZM166 129H165V131H166ZM263 129H262V132L264 133ZM67 130H66V133H68ZM48 134L49 135L53 134V135L52 136L50 135L51 136L50 137ZM89 134H91L92 136ZM86 135H87L88 139L86 138ZM74 136H76V138ZM77 136L80 138H78ZM90 137L91 138L96 137V139L95 138L91 139ZM57 138H59V139H57ZM66 138H68V140ZM85 139H87L89 142H90V140H93V144H91V142L89 143ZM97 139L101 140V141H98ZM94 141L97 143L95 144ZM106 141H108V142H106ZM117 143L118 144L123 143V147L121 148L122 150L118 149L119 146H117L118 145ZM253 143H255V142H253ZM125 145H126V143H125ZM57 146L54 145V147H57ZM106 147L109 149H107ZM210 147H212V146H210ZM103 149H104V151H103ZM162 149H164V150H162ZM153 150H154V153H153ZM58 151H57V153H58ZM118 151L119 152L121 151V153H119ZM155 151H156V153H155ZM50 153H52L51 156L53 155V157H54L55 152H50ZM76 153H77V157L74 155ZM18 154H19V152H18ZM79 155H81V156H79ZM127 155H129V156H127ZM121 156H122V158H121ZM56 157H57V155H55V158ZM111 157H113L112 158L113 160L110 159ZM145 157H146V159H145ZM57 158L63 159V156L61 157L58 155ZM57 158H56V160H57ZM247 158L251 159V161H248ZM13 159H15V158L14 157L8 158L9 165L16 163ZM50 159H51V157H50ZM110 160H111V162H110ZM114 160H115V162L117 160L118 163H113ZM53 162L56 163L55 160H51V161L48 160L47 161V172H46L47 176L49 174V176L47 177V180L51 176L54 178V173H53V171H51V166H53V164H54ZM12 168L13 169H9V170L7 169L5 171V176L7 178H10L11 180H13L12 178L15 176V173L17 172L16 168H14V167H12ZM93 169L99 171L100 181H97V180H99L98 178L96 179V177H98L97 176L98 171L95 172ZM88 170L89 169H87V172H88ZM232 170H233V173L236 175V178L233 181L231 180V183H230V181H228V180L230 177V172ZM83 171H84V169H83ZM85 171H86V168H85ZM207 174H208V176H207ZM88 175L91 176V174H88ZM209 175H210V178H209ZM93 177H91V179ZM211 177H212V181L209 180V179H211ZM208 180L210 181V183ZM48 182H49V180H48ZM222 182L223 183L225 182L226 186H225V184H224V186L221 185V184H223ZM227 182H229L230 186L227 185L228 184ZM54 183H56V182H54ZM231 184L233 186H231ZM219 185H220V187H219ZM211 186H213L212 190H211ZM16 187H17V184L13 185V189H15ZM56 187H57L56 190H58V192H56V194H58L59 191L62 189L59 188L58 186H56ZM224 187H226V189L228 187H231L233 189L226 190ZM42 188L43 187L41 185L28 186L22 190L21 195L23 197L25 195L35 197V194L37 193L35 191L38 190L40 192H44V190L46 189V188L45 189L44 188L42 189ZM88 188H92V190H90ZM223 188H224V190H223ZM71 189H73V190H71ZM217 189H219V190H217ZM179 190L181 191V193ZM229 190H230V192H229ZM47 191H48V189H47ZM80 191H83V193ZM85 191H87L89 194ZM89 191H91V192H89ZM48 192H47V196L49 195V193H51V191L49 193ZM208 193H209V196H208ZM85 194H87V195H85ZM72 195H73L74 199H72ZM89 196L91 197V199L89 198ZM95 196H97V198H99V199L95 198ZM81 197H83V198H81ZM84 197L85 198L87 197L88 199L87 198L85 199ZM204 197H205V199H204ZM47 199L49 200V197ZM176 199H178L179 201ZM73 200L74 201L77 200V202L74 203ZM180 200L182 202L183 201L186 202L185 204H184V202L182 203V204H184L183 207H185V206L186 207H185V209L183 208V210H181L180 212L177 213L174 210H177L176 208L178 206L176 207V205L179 202L181 203ZM95 201H97V202H95ZM92 202L95 204V206ZM72 203H74V204L72 205ZM84 203L86 205H89V206H85ZM200 203H202V204H200ZM57 204H59V205H57ZM69 204L71 205L72 208L70 207ZM78 204H80L81 206L80 205L78 206ZM96 204H101L98 206H100L101 209L103 208V210L97 209ZM187 204L189 205V207H191L194 204L191 207V210ZM198 204H200L201 206L199 205V207L197 208ZM82 205H83V207H82ZM194 206H195V208H193ZM90 207H91V209H90ZM81 208H82V210H81ZM59 209H60V211H62L61 213H60ZM85 209L87 211H85ZM165 209H167L168 212L165 211ZM171 209H172V212L174 211L175 213L173 212V214H171L172 213V212H170ZM97 210L98 211L100 210L102 213L104 212L103 216L105 217L106 222L109 221L108 224L103 221L105 223V224L104 223L101 224V226L105 225V226H103L105 228V229L103 228V230H100L98 228L100 224H98L97 226L96 225L94 226V224H97L99 222V220H97L98 218H96V219H94V218L97 217L98 214L99 215L102 214V213H99L100 211L97 213ZM188 210H190V211H188ZM160 212H161V214L163 212L164 213L161 215ZM83 213H84V215H83ZM93 213L96 214L94 217H93V215H94ZM176 213H177V215H176ZM86 214H88V215H86ZM152 214H157V215L159 214L160 216H157V215L152 216ZM82 215H83V217H82ZM154 216H156V218ZM69 218L70 219L72 218L71 219L72 222L69 221L70 220ZM138 218L139 219L141 218L140 220H142L143 222L139 221ZM142 218H144V219H142ZM58 219H60V220H58ZM81 219L87 221L85 223V226H86L85 228H82V227H84V225H81V227H79L81 224L80 223ZM102 219L103 218L101 217L100 218L101 222H99V223H102ZM145 219H147V220H145ZM96 221H97V223H96ZM168 221H170L171 224L168 223ZM177 221H178V224L180 222L186 226L185 227L184 226L178 227L177 231L172 232V233H177L178 229L180 230L183 228L182 230L185 229L187 231V233L189 232L192 236L188 235L187 238L180 240V236H179V238H176L177 234H175V238L170 240L169 243L163 242L164 236H162L161 233H158V232L163 231L164 233H166L167 232L166 229L171 230L172 228L170 226H172V227H174L173 225L176 226L177 224H175V223H177ZM110 223H111V225H110ZM59 224L62 227L59 226ZM92 224H93V227L91 226ZM113 226H114V228H113ZM59 227L62 230L59 229ZM64 227H66L67 229H65ZM96 227L99 229V231H97V232H96V230H97ZM107 228H109V229H107ZM151 228H153V229H151ZM164 228H166L165 229L166 231L163 230ZM174 228H176V227H174ZM64 229H65V231H63ZM171 231H173V230H171ZM99 232L104 233V235L101 233L99 234ZM198 232H200V233H198ZM81 237H82V240H81ZM190 237L191 238L199 237V239H201L203 241V244L199 243V244H201V246H197V247L194 244L191 245V243H189L190 241H188V238L190 239ZM117 241H120V240H117ZM72 242H73L74 248L72 247ZM155 242L160 243L161 247L154 246ZM90 244H91V247H90ZM93 245L95 246L96 249L94 248ZM99 245H101V244H99ZM76 251H77L78 255L76 254ZM92 251H94V252L96 251V252L95 253L93 252V254H91ZM99 255H100V253H99ZM96 257L98 258V260H100L99 262H98ZM113 257H111V258H113ZM124 257H127V258H124ZM114 258H113V260H114ZM61 262H62V260H61ZM109 263L110 262H107V264H109ZM90 264H92V263H90Z\"/></svg>",
    "mask_w": 264,
    "mask_h": 264
}]
</instances>
